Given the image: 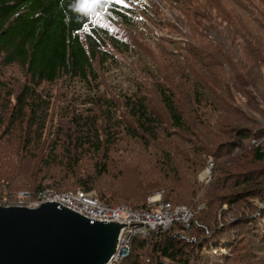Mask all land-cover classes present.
I'll return each mask as SVG.
<instances>
[{
	"label": "rangeland",
	"instance_id": "1",
	"mask_svg": "<svg viewBox=\"0 0 264 264\" xmlns=\"http://www.w3.org/2000/svg\"><path fill=\"white\" fill-rule=\"evenodd\" d=\"M132 4L129 11L106 16L110 26L128 37L123 42L129 51L116 52V59L124 64L133 56L129 69L114 72L100 65L98 81L76 78L69 85L61 75L55 83L42 84L51 102L40 143L22 153L0 147L1 156L14 157L12 160L21 162L23 169L9 178L10 189H31L37 177L38 181L74 191L83 187L78 178L91 177L90 187L99 197L113 205L133 207H141L161 193L175 205L194 208L190 227L176 222L166 231V235L178 233L183 258L191 264H264V160L254 159L253 149L247 147L263 144L264 148V0H132ZM237 25L247 27L239 30ZM87 39L88 33L83 31L82 40ZM3 58L0 55V69ZM3 69L8 77L23 82L28 77L27 69L17 63ZM191 79L206 85V89L198 90L208 98L202 102L200 113L190 101L196 93V81ZM109 84L116 85L117 90L108 91ZM160 85L174 91L189 127L173 125L158 96ZM130 95L148 100L163 124L154 135L139 128L138 135L130 136L123 128L120 140L109 146L102 105L116 102V117L129 122L124 104ZM83 114L97 118L103 148L96 152L87 143L78 162L70 164L67 151L58 147L54 152L56 164L45 174L42 169L53 159L56 136L70 130L78 136L74 119ZM38 129V125L33 127L34 139ZM243 130L250 136L243 138L241 147L229 149L225 144ZM12 133L28 135L27 122L15 124L8 134ZM142 134L147 136L146 142ZM2 135L0 132V144ZM3 138L11 141L12 137ZM242 147L245 149L240 151ZM72 149L74 156L82 151ZM24 162L31 165L29 170H24ZM242 162L245 164L240 166ZM226 169L247 172L255 179L234 186L235 179L223 180ZM205 228L210 231L207 244L221 243L222 253L219 249L215 254L201 253L200 248H194ZM133 232L135 229L129 232L132 239ZM152 238L144 240L147 244L143 249L131 250L132 257L124 264H155L153 244L158 238Z\"/></svg>",
	"mask_w": 264,
	"mask_h": 264
},
{
	"label": "trees",
	"instance_id": "2",
	"mask_svg": "<svg viewBox=\"0 0 264 264\" xmlns=\"http://www.w3.org/2000/svg\"><path fill=\"white\" fill-rule=\"evenodd\" d=\"M82 1L83 0H0V55H4L3 65L0 69V132L4 135L1 136L2 143L0 147L3 145L4 147L12 149V151L19 150L20 153H22L32 147L31 145H34L35 142L40 143L41 133L46 126V117L51 102V97L48 95V92L41 89L44 82L50 84L55 83L61 75H65V81H67L69 85L74 83L76 78L85 82H90L91 80L98 81L97 69L100 65H106L114 72H117L118 69L126 71L129 69L128 61L135 59L133 56H128L124 64H118L113 54L101 50L102 38L101 33L99 34V29H86L88 14L86 15L82 8ZM125 21L130 22V19L125 18ZM237 27L240 30V28H246L247 26L237 25ZM83 31H87L88 33L87 42L82 40ZM262 32L264 37V30H262ZM108 38L112 42L113 47L117 48L118 51L122 49H124V51H129L128 45L123 42V40H126L125 36L122 37V40L110 35H108ZM97 61H99V64ZM14 63L20 64L27 69L26 73L28 77L24 82L14 77H8L4 72L3 68L5 66ZM236 77L241 78V76ZM186 79H190V77L186 75ZM191 80L196 81V87L193 89L196 93L193 92L190 101L196 103L197 108L195 107V112L200 113L202 111L200 109L202 107V102H204V99L208 98H205L204 93L198 90L206 89V85L196 79ZM107 90L115 92L117 86L109 84ZM158 96L173 125L178 128L189 127L181 107H179V104L175 100L174 91L160 85L158 88ZM126 100L124 109L127 116L130 118L129 122L126 120H119L116 117L118 106L116 102L110 101L111 103L108 102L105 104L106 107L102 105V119L103 123L105 122V136L109 142V146H111V144H116L118 140H120L121 130H123V128L129 132L130 136L138 135L139 128L144 131L145 134L152 133L151 135H154L156 134L158 125L163 124L162 117L154 111V108H150V102H148V100L145 101L146 99L142 97L132 98L131 95L128 96ZM219 103L221 104V102ZM78 112L79 111H77V113ZM198 118L202 120L201 117ZM26 122L29 127L28 135H23L21 137L20 134H8L14 129L15 124L22 126ZM74 123L77 126L78 136H74L72 130L68 131L66 134L64 132H59L56 136V143L53 145V151H51L53 152L51 153L53 159L42 169L45 170V174L50 171L51 168L49 167L52 164H56L55 161L57 159L55 158L54 152L58 147H63L67 151L70 164L78 162L83 153L84 147L82 146L87 143H90V146L94 147L96 152H99L100 149L103 148V141L100 137L97 118L87 117L84 114L83 116L75 115ZM35 125H38L39 128L36 130L38 134L37 139H34L32 136L33 127ZM225 127L226 126H224V128ZM5 135H7V137L11 136V141L7 140V138H3ZM247 136H250L248 131H240L234 140L229 141L225 145L228 146L229 149L241 147L243 138ZM141 137L145 142L147 141L146 135L142 134ZM259 145L261 146L259 147ZM259 145L247 144V147L253 149V158L260 161L264 160V148L262 146L263 144ZM74 147L78 150H82L77 152L75 156L72 154V148ZM228 148L226 147L225 149ZM244 149L245 148L242 147L240 151ZM108 150H110V147ZM12 159H14V157L0 155V183L6 184L9 189L11 187L9 178L18 176L20 171L23 170L20 168L21 162L17 164V161H13ZM244 164L245 163L242 162L240 166ZM30 167L31 165L24 162V170H29ZM163 168L165 170V167ZM223 174L226 176L224 177L225 179H223L224 181L231 180L232 178L233 180L235 179L234 186H238L242 181L245 184H250V182L255 179L254 176H250L247 172H241L240 174L239 172L232 173L231 169L224 170ZM88 178L78 179H80V183L83 184V187H80L81 189L91 191L93 190L90 187L92 178ZM221 178L223 177L219 179ZM38 179L39 178L36 177L34 186L31 189L49 186L55 187L61 191L73 190L60 189L51 183L38 181ZM10 191L14 192L18 190L10 189ZM163 199L165 201H170L166 198ZM107 203L112 204L108 201ZM3 204L6 205V203ZM134 207L153 208L148 204L147 200L145 205ZM187 207L194 210V208L190 206ZM166 231L167 230L154 232L148 237L135 235L132 240L131 250L143 249L147 244H145L144 240L150 238L153 240L152 236H156L158 239L156 243L153 244V249L156 253L154 256L155 261L152 259L153 263L166 264L169 262V264H191L189 259L183 258L182 254H184L185 251L182 252L181 247H179L180 240L175 236L177 233L166 235ZM203 231V237L200 240L197 239L198 241L193 244L194 248H200L201 253L215 254L218 249L221 250L220 253H222V244L219 242L218 244H212L211 241L207 244L209 241L207 239V234H209L210 231L208 228H205ZM138 256L139 253L136 254V257ZM130 257H132L131 252L129 255L115 261L114 264H124ZM237 261L238 260H236V262ZM134 262L137 261L135 260L133 263Z\"/></svg>",
	"mask_w": 264,
	"mask_h": 264
},
{
	"label": "water",
	"instance_id": "3",
	"mask_svg": "<svg viewBox=\"0 0 264 264\" xmlns=\"http://www.w3.org/2000/svg\"><path fill=\"white\" fill-rule=\"evenodd\" d=\"M126 227L52 201L0 203V264H112Z\"/></svg>",
	"mask_w": 264,
	"mask_h": 264
},
{
	"label": "built area",
	"instance_id": "4",
	"mask_svg": "<svg viewBox=\"0 0 264 264\" xmlns=\"http://www.w3.org/2000/svg\"><path fill=\"white\" fill-rule=\"evenodd\" d=\"M46 201L57 202L59 205L67 206L100 221L129 220L116 261L131 252L133 239L129 237L130 231L135 229V232H133L135 235L141 233L144 237L153 231L167 230L176 222L184 228H188L193 217L192 214H194V211L186 205H175L170 201H165L161 193L157 197L152 196L149 198L148 203L153 208L147 209L136 208L127 204L113 205L107 203L94 190L86 191L79 188L74 191H61L47 186L12 192L6 184L0 183V203L2 204L40 206Z\"/></svg>",
	"mask_w": 264,
	"mask_h": 264
},
{
	"label": "clouds",
	"instance_id": "5",
	"mask_svg": "<svg viewBox=\"0 0 264 264\" xmlns=\"http://www.w3.org/2000/svg\"><path fill=\"white\" fill-rule=\"evenodd\" d=\"M96 2V0H83L82 1V8L85 11L86 15L88 14V21L86 22V24H88L89 22L92 23H96V19L97 21L99 19H101L98 23L100 24H106L108 21V19L106 18V16H108L107 14H111V15H116L118 13V11H121L120 6H118L117 4H113L112 7H110V12H105L102 8H101V4L99 3L98 8L94 5V3ZM91 13V14H89ZM93 26H91L90 24H88L87 28L90 29ZM93 29V28H92ZM101 33V38H102V46H101V50H105L108 51L109 53L113 54L116 57V52H118L117 48L113 47L112 42L109 40L108 35L113 36L119 40H122V37L125 36L126 39H128V37L126 36V34H117V33H113L112 32V28L109 29L107 27H100L99 28V34ZM178 234V233H177ZM177 234H175V236H177ZM116 260L113 261V263Z\"/></svg>",
	"mask_w": 264,
	"mask_h": 264
},
{
	"label": "bare ground",
	"instance_id": "6",
	"mask_svg": "<svg viewBox=\"0 0 264 264\" xmlns=\"http://www.w3.org/2000/svg\"><path fill=\"white\" fill-rule=\"evenodd\" d=\"M135 235V233H133V236Z\"/></svg>",
	"mask_w": 264,
	"mask_h": 264
}]
</instances>
